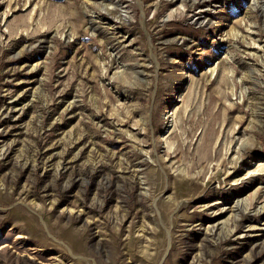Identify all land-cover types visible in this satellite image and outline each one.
<instances>
[{
    "label": "rangeland",
    "instance_id": "374dc122",
    "mask_svg": "<svg viewBox=\"0 0 264 264\" xmlns=\"http://www.w3.org/2000/svg\"><path fill=\"white\" fill-rule=\"evenodd\" d=\"M0 264H264V0H0Z\"/></svg>",
    "mask_w": 264,
    "mask_h": 264
},
{
    "label": "bare ground",
    "instance_id": "6f19581e",
    "mask_svg": "<svg viewBox=\"0 0 264 264\" xmlns=\"http://www.w3.org/2000/svg\"><path fill=\"white\" fill-rule=\"evenodd\" d=\"M241 206V205H240Z\"/></svg>",
    "mask_w": 264,
    "mask_h": 264
}]
</instances>
